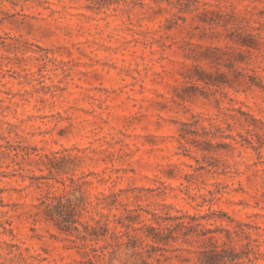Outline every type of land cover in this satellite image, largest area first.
Returning <instances> with one entry per match:
<instances>
[{"label": "clouds", "instance_id": "clouds-1", "mask_svg": "<svg viewBox=\"0 0 264 264\" xmlns=\"http://www.w3.org/2000/svg\"><path fill=\"white\" fill-rule=\"evenodd\" d=\"M0 264H264V0H0Z\"/></svg>", "mask_w": 264, "mask_h": 264}]
</instances>
